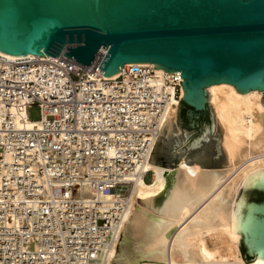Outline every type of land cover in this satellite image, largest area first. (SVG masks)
<instances>
[{
    "label": "built area",
    "instance_id": "built-area-1",
    "mask_svg": "<svg viewBox=\"0 0 264 264\" xmlns=\"http://www.w3.org/2000/svg\"><path fill=\"white\" fill-rule=\"evenodd\" d=\"M103 60L0 56V264H96L117 247L184 81L138 64L104 78Z\"/></svg>",
    "mask_w": 264,
    "mask_h": 264
},
{
    "label": "water",
    "instance_id": "water-1",
    "mask_svg": "<svg viewBox=\"0 0 264 264\" xmlns=\"http://www.w3.org/2000/svg\"><path fill=\"white\" fill-rule=\"evenodd\" d=\"M68 46L64 56L86 67L108 50L104 78L125 64L180 72L179 124L201 128L207 87L264 91V0H0V52L57 60ZM189 111L203 117L194 124ZM234 233L245 262L264 261L263 169L238 194Z\"/></svg>",
    "mask_w": 264,
    "mask_h": 264
},
{
    "label": "bare ground",
    "instance_id": "bare-ground-1",
    "mask_svg": "<svg viewBox=\"0 0 264 264\" xmlns=\"http://www.w3.org/2000/svg\"><path fill=\"white\" fill-rule=\"evenodd\" d=\"M69 47L76 46L66 47L62 55ZM107 53L102 48L98 54L105 58ZM0 56L9 61L20 57L53 60L2 52ZM205 91L222 132L226 168L209 170L191 162L167 166L155 162L152 155L142 166L144 172H153L151 182L140 176L133 183L119 243L96 264H264L258 259L244 261L238 246L241 235L234 233L238 194L250 174L264 170V91L240 94L226 83ZM179 106L165 114L160 137L172 131ZM85 194L91 197L88 190ZM104 200H113V195Z\"/></svg>",
    "mask_w": 264,
    "mask_h": 264
},
{
    "label": "rangeland",
    "instance_id": "rangeland-1",
    "mask_svg": "<svg viewBox=\"0 0 264 264\" xmlns=\"http://www.w3.org/2000/svg\"><path fill=\"white\" fill-rule=\"evenodd\" d=\"M205 95H208L205 91ZM264 99V96H263ZM208 102V101H207ZM180 104L176 124L172 131L162 134L154 153L155 162L167 166H175L183 162L198 163L209 170H222L227 166L225 153L221 147L222 132L215 124L212 108L208 103V119L201 128L184 129L179 124ZM42 111L38 106L29 110V120L40 121ZM152 174H148L144 181L151 182Z\"/></svg>",
    "mask_w": 264,
    "mask_h": 264
},
{
    "label": "flooded vegetation",
    "instance_id": "flooded-vegetation-1",
    "mask_svg": "<svg viewBox=\"0 0 264 264\" xmlns=\"http://www.w3.org/2000/svg\"><path fill=\"white\" fill-rule=\"evenodd\" d=\"M189 112H190L189 113L190 117H192L194 119L193 120V123L194 124H196V122H197L198 119H201V117H203L200 113L198 114V113H195L193 111H189ZM187 115H188V113H187Z\"/></svg>",
    "mask_w": 264,
    "mask_h": 264
},
{
    "label": "trees",
    "instance_id": "trees-1",
    "mask_svg": "<svg viewBox=\"0 0 264 264\" xmlns=\"http://www.w3.org/2000/svg\"><path fill=\"white\" fill-rule=\"evenodd\" d=\"M149 183H150V182H149ZM242 253H243V254H245V252H244V251H242Z\"/></svg>",
    "mask_w": 264,
    "mask_h": 264
}]
</instances>
